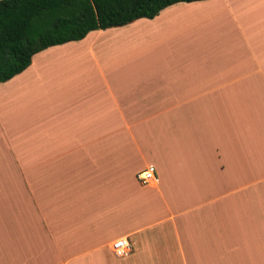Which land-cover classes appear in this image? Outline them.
I'll list each match as a JSON object with an SVG mask.
<instances>
[{
  "label": "crops",
  "instance_id": "obj_1",
  "mask_svg": "<svg viewBox=\"0 0 264 264\" xmlns=\"http://www.w3.org/2000/svg\"><path fill=\"white\" fill-rule=\"evenodd\" d=\"M0 264H264V0L173 4L0 83Z\"/></svg>",
  "mask_w": 264,
  "mask_h": 264
},
{
  "label": "trees",
  "instance_id": "obj_2",
  "mask_svg": "<svg viewBox=\"0 0 264 264\" xmlns=\"http://www.w3.org/2000/svg\"><path fill=\"white\" fill-rule=\"evenodd\" d=\"M196 1L203 0H0V83L24 71L44 49Z\"/></svg>",
  "mask_w": 264,
  "mask_h": 264
},
{
  "label": "built area",
  "instance_id": "obj_3",
  "mask_svg": "<svg viewBox=\"0 0 264 264\" xmlns=\"http://www.w3.org/2000/svg\"><path fill=\"white\" fill-rule=\"evenodd\" d=\"M136 180L143 186L157 183L156 169L153 165L147 166L144 170L136 174ZM113 254L118 258H126L133 251V245L128 238H119L110 245Z\"/></svg>",
  "mask_w": 264,
  "mask_h": 264
}]
</instances>
